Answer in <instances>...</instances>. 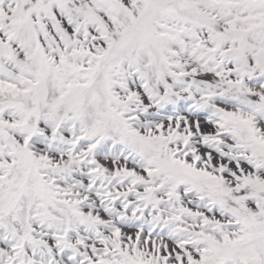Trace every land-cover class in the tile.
I'll list each match as a JSON object with an SVG mask.
<instances>
[{
    "label": "snow or ice",
    "instance_id": "snow-or-ice-1",
    "mask_svg": "<svg viewBox=\"0 0 264 264\" xmlns=\"http://www.w3.org/2000/svg\"><path fill=\"white\" fill-rule=\"evenodd\" d=\"M0 264H264V0H0Z\"/></svg>",
    "mask_w": 264,
    "mask_h": 264
}]
</instances>
